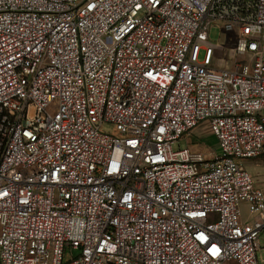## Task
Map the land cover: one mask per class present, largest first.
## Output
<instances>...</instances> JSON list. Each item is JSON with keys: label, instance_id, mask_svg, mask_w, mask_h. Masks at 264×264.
Masks as SVG:
<instances>
[{"label": "built area", "instance_id": "2783aa9c", "mask_svg": "<svg viewBox=\"0 0 264 264\" xmlns=\"http://www.w3.org/2000/svg\"><path fill=\"white\" fill-rule=\"evenodd\" d=\"M258 158L264 0H0V264H264Z\"/></svg>", "mask_w": 264, "mask_h": 264}, {"label": "rangeland", "instance_id": "374dc122", "mask_svg": "<svg viewBox=\"0 0 264 264\" xmlns=\"http://www.w3.org/2000/svg\"><path fill=\"white\" fill-rule=\"evenodd\" d=\"M227 35L220 33L218 29L212 31L210 41L218 46H225L224 50L218 49L215 54L214 66L216 68L232 67L234 62L241 64H249L247 57H231L230 49L226 46ZM114 129L111 125H104L102 132L113 133ZM181 147L190 148L193 151H204L219 149V142L215 134L212 132L211 125L208 121H203L196 127L191 136L182 139L180 142ZM245 169L253 176L255 185L264 189V158L248 159L244 162ZM244 218L251 221L252 216L249 213V208L244 205L243 207ZM78 254V251H75Z\"/></svg>", "mask_w": 264, "mask_h": 264}]
</instances>
